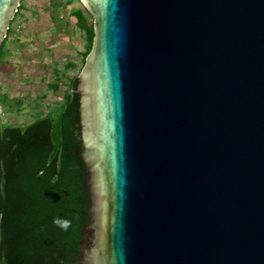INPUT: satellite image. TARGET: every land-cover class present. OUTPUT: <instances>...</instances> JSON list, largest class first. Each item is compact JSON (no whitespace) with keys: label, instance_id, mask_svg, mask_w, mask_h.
Masks as SVG:
<instances>
[{"label":"water","instance_id":"obj_1","mask_svg":"<svg viewBox=\"0 0 264 264\" xmlns=\"http://www.w3.org/2000/svg\"><path fill=\"white\" fill-rule=\"evenodd\" d=\"M79 1L81 264H264V0Z\"/></svg>","mask_w":264,"mask_h":264},{"label":"trees","instance_id":"obj_2","mask_svg":"<svg viewBox=\"0 0 264 264\" xmlns=\"http://www.w3.org/2000/svg\"><path fill=\"white\" fill-rule=\"evenodd\" d=\"M90 44L92 25L85 29ZM5 40L0 48V54ZM77 76L55 118L0 120V264H81L88 220Z\"/></svg>","mask_w":264,"mask_h":264},{"label":"crops","instance_id":"obj_3","mask_svg":"<svg viewBox=\"0 0 264 264\" xmlns=\"http://www.w3.org/2000/svg\"><path fill=\"white\" fill-rule=\"evenodd\" d=\"M59 1L46 9L20 6L18 18L28 22L24 31L10 27L0 54V94L23 112L64 102L80 73L89 15L79 0Z\"/></svg>","mask_w":264,"mask_h":264},{"label":"rangeland","instance_id":"obj_4","mask_svg":"<svg viewBox=\"0 0 264 264\" xmlns=\"http://www.w3.org/2000/svg\"><path fill=\"white\" fill-rule=\"evenodd\" d=\"M59 3V0H22L21 7L23 10H28L29 8L39 7L40 5H43L44 8H49V2ZM81 3V2H80ZM38 5V6H37ZM20 8L18 11L20 12ZM18 12V13H19ZM21 13H19L20 15ZM18 14L15 15L14 20L11 22V29H15V31L20 32L24 31L25 24L28 22L27 19H20L18 18ZM89 25L88 28H90V25H92V31H93V20L90 16H88ZM86 32V31H85ZM8 35V34H7ZM88 32L86 33V38L84 41L83 46V53H82V59H81V68L80 71L84 65V55L89 51L90 44L87 38ZM2 52V51H1ZM79 71V72H80ZM78 72V73H79ZM64 99V98H63ZM0 103L2 105V110L6 114L5 120L8 121L12 125H28L33 123L36 120H39L46 115H50L53 118H55L53 122V136L55 141H58V121H56V116L58 114V109L63 105V100L59 103V105L55 107H51L47 111H44L42 113L38 112H23V110H20V107H17L16 105L10 104L8 97L6 95L0 94ZM19 108V109H18Z\"/></svg>","mask_w":264,"mask_h":264},{"label":"built area","instance_id":"obj_5","mask_svg":"<svg viewBox=\"0 0 264 264\" xmlns=\"http://www.w3.org/2000/svg\"><path fill=\"white\" fill-rule=\"evenodd\" d=\"M5 117H6V114L3 112V110H2V105H1V103H0V120H1L3 123L6 122Z\"/></svg>","mask_w":264,"mask_h":264}]
</instances>
